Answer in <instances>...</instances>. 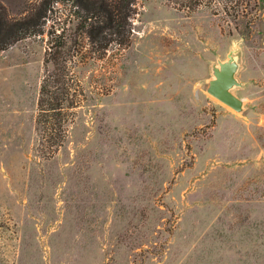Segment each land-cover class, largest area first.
<instances>
[{
  "label": "rangeland",
  "instance_id": "rangeland-1",
  "mask_svg": "<svg viewBox=\"0 0 264 264\" xmlns=\"http://www.w3.org/2000/svg\"><path fill=\"white\" fill-rule=\"evenodd\" d=\"M49 1L44 32L0 49V264H264V0H137L128 44L102 56L77 2ZM235 45L242 112L207 91ZM62 76L77 104L43 158L40 88Z\"/></svg>",
  "mask_w": 264,
  "mask_h": 264
},
{
  "label": "trees",
  "instance_id": "trees-1",
  "mask_svg": "<svg viewBox=\"0 0 264 264\" xmlns=\"http://www.w3.org/2000/svg\"><path fill=\"white\" fill-rule=\"evenodd\" d=\"M77 3L79 27L84 30L88 43L95 47L101 56L113 43L127 45L132 32V17L137 0H74ZM182 3L187 1L183 0ZM51 1L44 0L40 9L21 19L7 20L0 13V49H4L17 40L32 33L44 32V26L51 9ZM51 31L49 49L45 64L52 63L58 68L62 50L67 43L64 36ZM47 80H43L38 99L36 117L37 151L43 158L51 157L68 137V109L76 106L71 92L72 83L63 76L55 78L48 89ZM61 92L62 96L57 95Z\"/></svg>",
  "mask_w": 264,
  "mask_h": 264
},
{
  "label": "water",
  "instance_id": "water-1",
  "mask_svg": "<svg viewBox=\"0 0 264 264\" xmlns=\"http://www.w3.org/2000/svg\"><path fill=\"white\" fill-rule=\"evenodd\" d=\"M239 50L240 47L235 45L226 59L213 61L207 91L233 109L242 112L245 109L244 99L236 93V89L245 84L238 76L241 69Z\"/></svg>",
  "mask_w": 264,
  "mask_h": 264
}]
</instances>
